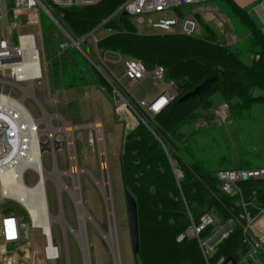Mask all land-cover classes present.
<instances>
[{
	"label": "rangeland",
	"instance_id": "rangeland-1",
	"mask_svg": "<svg viewBox=\"0 0 264 264\" xmlns=\"http://www.w3.org/2000/svg\"><path fill=\"white\" fill-rule=\"evenodd\" d=\"M15 1L0 0V42L8 41L10 47H16L19 35L33 33L35 40L31 37L39 53L41 77L30 84L27 88L29 90L22 94L21 87L25 89L26 85L20 83L17 85L21 87L13 85L9 69H0V90L11 92L14 96L24 95L23 104L33 118L38 120L44 112L47 114V122L45 119L40 120L37 125L41 131L38 140L39 154L41 155L42 151V155L39 162L46 172L55 167L58 170L55 173L58 172L60 175L53 174L52 177H47L44 183L48 211L53 217L50 223V237L57 249L56 259L53 261L46 259L44 252L46 240L39 227L28 229V239L33 247L25 244L20 245L22 249L18 247L8 251L16 255L18 264H115L114 251L106 239L113 228L119 264H134L124 197V190L125 188L128 190V187L124 181L121 156L127 134L138 125H143L151 131L155 117H148L134 108L125 109L121 106L112 81L106 74L107 69H110L123 84H128L124 77L123 65L126 56L115 52L102 54L99 51L98 54L106 66L102 63L100 65L96 60L97 48L92 38L94 29L83 36L72 37L62 26L65 32L59 29L40 5L35 4L37 11L26 8H19L17 11ZM38 1L47 8L44 0ZM57 1L58 3H54L61 6L71 3L88 4L85 0ZM27 2L29 0H25V3ZM41 13L46 15V20ZM185 15L191 16L196 23L194 35L206 36L207 32L200 26V23L205 22L213 26L216 34L220 36V43L225 46L234 45L240 40L235 34L236 30L228 14L216 0L187 5L163 13L154 12L149 16L153 20L160 17H177L180 20ZM132 22L140 28V32H156L144 29L145 24H137L133 18ZM175 28L178 30V25ZM104 33L105 30H98L94 38ZM22 37L24 36L20 38ZM72 41L78 44L75 45ZM97 77L104 79L110 90L104 88ZM163 88L161 84L145 78L135 84L131 92L136 99L152 101ZM209 98L212 101L211 106L201 113L198 109L194 110L193 113L198 114L197 120L183 129L186 134L191 135L195 158L214 174L218 170H231L230 168H235L240 162H246L250 167L264 168V102L252 103L240 112V118L232 119L229 117L226 102L215 95ZM204 115L209 119L204 118ZM94 122L99 124L104 151L100 149L99 135L92 127ZM67 125L70 128L69 135L59 129ZM155 137L158 139L157 135ZM159 142L178 182L182 179L183 172L176 160L169 157L160 140ZM70 148L74 155L70 153ZM101 153L104 159L101 158ZM72 157L75 160L71 159ZM15 163L18 165L20 162L17 160ZM13 164L14 162L11 166ZM72 168L74 171L69 175L67 172ZM23 177L26 185H31L37 180V174L32 170L26 171ZM57 177L60 185L58 180H55ZM103 177L105 190L101 189L97 182ZM73 189H76L75 192H72ZM184 205L186 206L185 203ZM1 206L20 222L29 224L30 218L21 203L7 200ZM80 207L85 212L82 221L79 220L77 211ZM203 215L209 216L214 225L212 234L205 241L209 252L212 253L214 244L223 234L226 236L229 233L233 222L222 221L213 211ZM243 221L245 223V220ZM259 258L264 261L262 256ZM241 264L261 262L251 259L249 262L242 261Z\"/></svg>",
	"mask_w": 264,
	"mask_h": 264
},
{
	"label": "trees",
	"instance_id": "trees-1",
	"mask_svg": "<svg viewBox=\"0 0 264 264\" xmlns=\"http://www.w3.org/2000/svg\"><path fill=\"white\" fill-rule=\"evenodd\" d=\"M124 1L97 0L84 5L61 6L44 0L51 15L72 37L83 36L93 29L95 36L98 30H105L103 35L96 37L98 52H115L135 58L149 68L163 66L164 80L171 82L177 92V97L153 116V130L138 125L127 134L121 156L124 181L136 202L137 264H206L196 238L177 240V237L191 224L200 225L203 214L211 211L222 221L233 222V226L214 244L208 264H216L220 258H231L235 264H241L249 245L243 241L241 227L244 221L239 215L246 209L251 217H255L259 210H264V178L240 182L241 196L225 193L219 187L217 172L214 174L195 158L191 135L183 129L197 120L198 114H194V110L201 113L211 106L209 97L212 95L228 104L232 119L240 118V112L252 103L264 102V33L261 25L232 0H216L240 37L234 45L220 43V36L213 26L205 22L200 26L207 32L206 36L143 33L132 22V16L118 10ZM41 16L46 20V15L41 13ZM211 75L216 78L207 90L178 102L179 97ZM97 80L110 90L104 79L97 77ZM154 133L183 172L178 182ZM249 168L256 167L240 162L233 169ZM242 200L245 206H242ZM212 222L200 230L201 240L212 234ZM260 256L264 260V254ZM250 260L247 258L248 262Z\"/></svg>",
	"mask_w": 264,
	"mask_h": 264
},
{
	"label": "built area",
	"instance_id": "built-area-1",
	"mask_svg": "<svg viewBox=\"0 0 264 264\" xmlns=\"http://www.w3.org/2000/svg\"><path fill=\"white\" fill-rule=\"evenodd\" d=\"M208 1L211 0H125L123 4L118 8V10H122L132 16L137 24H145L144 29H152L161 34L179 33L190 36L193 35L196 31V23L191 18V16L185 15L180 20L177 17H160L157 20H153L149 15L154 12L163 13L178 7L204 3ZM35 4L39 5L38 0H29V2L27 3H25V0L15 1V7L16 9H18L17 11H19V8H26L28 10L31 9L33 11H37V6ZM249 15L256 18L261 26H264V0H258L254 5H252L249 11ZM176 25H178V30H176L175 28ZM21 36H32L35 40L34 34L30 33L19 35L18 45L16 47H10L8 45V41L0 42V50L2 48L5 49V51H3L5 57H0V66L1 64L9 65V67L7 66L4 69H9V76L12 80V70L16 64H19V62L22 60V57L18 56L17 52L13 53V56L11 54L8 55L7 46L12 49H17L18 46H20L19 41ZM92 38L93 42L96 43L97 39L94 38V36H92ZM95 55L96 60L100 62V65L102 63L103 66H106L97 50ZM85 56L87 55L85 54ZM91 63L95 66V63L93 61H91ZM123 65L124 77L128 80V84H123L119 78L114 76L110 69H107L108 74L106 75L109 80L112 81L113 87L116 90L117 95L119 96V102L125 109H127V107H129L130 109L134 108L137 111L146 114L148 117H153L155 114L162 111L171 101H173L177 97V92L174 89L172 83L166 82L164 80L165 71L163 66L154 65L153 67L149 68L140 60L131 57H125L123 60ZM103 75L106 78L105 74ZM40 76L41 74L39 75V77L33 78L30 84L38 80ZM145 78L152 80L156 84H161L164 87L163 90L152 101L136 99L135 97H133L131 92V88ZM18 83L26 85L23 82H16L14 80L12 82L13 85L20 87L19 85H17ZM0 94L6 97V99L2 98L4 102H0V264H18L16 255L12 254V252L8 251V249L18 247L19 249H22L20 245L25 244L33 247L28 239V229L30 227L36 228L37 226H34L33 223H31V225H29L30 223L25 225L24 223L20 222L17 217L8 214V212H6L7 210L1 206L3 202L7 200H14L9 196V189L5 187H13L17 183L16 182L12 184L7 182V179H3L4 176L2 167H4V171H6V168L17 158V154L23 153L22 149L24 148V146H26L24 144L26 142V137H29V133L31 132H29L27 122L25 118L22 119L23 117L20 112L6 105V102L8 100L13 101L14 99L22 98L23 101V91L19 96H14L11 92H4V90H0ZM36 148L39 149V145H37ZM28 170L32 169L27 168L23 171V173L20 175V182L22 180L25 183L23 175ZM217 178L219 180V187L225 193L229 195L238 194L241 196L239 183L248 180L264 178V168L257 167L243 170H222L217 172ZM17 180L19 182V178ZM4 181H6V185L4 184ZM242 206H245L243 200ZM239 218L245 220V223L241 227L242 237L243 241L249 245V250L247 251L246 256L242 258L241 262H245L247 261V258H249L255 259V261H260L261 264H264V262L261 261V258H259L261 254H264V210H259L255 217H251L249 212L245 209L243 213L239 215ZM211 222L212 219L209 216L205 215L201 218L200 225L191 224L183 234H180L177 237V240H181L183 237L196 238L202 248L206 264H208L207 260L208 255L210 254L209 248L206 245V239L201 240L198 234L204 225ZM40 229L46 240V247L44 248L45 257L48 261H53L57 257V249L55 246H53L52 242L51 244L53 246V254L52 258H50V255L48 254L46 249L48 237L44 233L42 228ZM223 236H225V234H223L221 238ZM256 254L258 256H256ZM216 264L232 263L230 262V260L226 261V259L220 258L218 259Z\"/></svg>",
	"mask_w": 264,
	"mask_h": 264
},
{
	"label": "bare ground",
	"instance_id": "bare-ground-1",
	"mask_svg": "<svg viewBox=\"0 0 264 264\" xmlns=\"http://www.w3.org/2000/svg\"><path fill=\"white\" fill-rule=\"evenodd\" d=\"M19 42H20V47L18 46L17 49H12L7 46V53L8 55L11 54L13 56V53L17 52L18 56L22 57V60L19 62V64L15 65L12 71H13L14 81L23 82L26 84L25 89L24 87L20 86L21 90L25 92L29 90L27 88L28 86H30L31 80L35 77H39V75L41 74V66H40V61H39V53H38L36 46L33 44L32 37L24 36L20 38ZM3 51H5V49L2 48L0 52H3ZM0 57H5L4 52L0 53ZM7 66L9 67V65L1 64L0 68L4 69ZM27 82H29V84ZM2 98L6 99L5 96L0 94V102H4ZM6 105L20 112V114L23 117L22 119L25 118L27 125H28V130L31 133H29V137L28 136L26 137V142L24 143L26 146H24V148L22 149L23 153L17 154V158L15 159L14 164L12 166L10 164L6 168V171H4V167H2V172L4 176L3 179L4 178L7 179V182L12 183V184L17 182L15 186L13 187L6 186L5 188L9 189V196L15 201H17L18 203H21L23 207L27 210L28 216H30L29 217L30 225L31 223H33L34 226L42 228L44 233L47 235L48 243H47L46 249H47L48 254L50 255V258H52L53 246L50 242L51 241L50 223L53 220V217L50 216L49 211H48V202L46 198L44 183L47 177H52L51 175L53 174L60 175V173L58 172L55 173V171H58L55 167L50 172H46L42 168L41 163L39 162L40 161L39 160L40 148L39 149L36 148L37 145H39V140H38L39 132H41L38 129L37 125L40 120L45 119L47 122L48 116L44 112L43 116L40 119L37 120L33 118L30 112L28 111V109L24 106L22 98L14 99L13 101L8 100L6 102ZM92 127L96 130L100 138L101 133L99 129V124L94 122L92 124ZM59 129L63 131L64 133H66L67 135H69L70 128L68 127V125L66 127L62 126ZM99 147L102 151H104L101 138L99 139ZM71 150H70V153L74 155L73 150L72 151ZM101 158L104 159V155L102 153H101ZM71 159H74V158L72 157ZM17 160H19L20 162L18 165L17 163H15ZM27 168H31L37 174V180L31 185L24 184L22 180L20 182V175ZM73 171H74V168L70 169L67 173L69 175H72ZM18 178H19V182L17 180ZM55 180L56 181L58 180L59 182L58 177L55 178ZM97 182L100 188L105 190L104 189L105 177H103L100 181H97ZM4 184L6 185V181H4ZM59 185H60V182H59ZM74 187L75 186H73V188ZM75 190L76 189H73L72 192L73 191L75 192ZM106 202L109 207L108 199H106ZM76 204H78V207L80 206L78 202ZM77 211H78V215L80 216L79 220L82 221L85 215V212L81 207L77 209ZM56 220H59V218H56ZM112 231H113V228H111V232L109 235H107L106 239L114 251L115 264H119L118 255H117V252L115 251L116 241L113 235L114 232Z\"/></svg>",
	"mask_w": 264,
	"mask_h": 264
},
{
	"label": "water",
	"instance_id": "water-1",
	"mask_svg": "<svg viewBox=\"0 0 264 264\" xmlns=\"http://www.w3.org/2000/svg\"><path fill=\"white\" fill-rule=\"evenodd\" d=\"M38 3L40 5L41 9L43 10V12L47 16H49V18L52 19V21L58 26L59 29L64 31L63 28L61 27V25L51 15L49 10L40 1H38ZM73 44L77 45L78 43L73 42ZM215 78H216L215 75H211V76L207 77L206 79H204V81L202 83H200L199 85L194 87L191 91H189V92L185 93L184 95H182L181 97H179L178 102H182V101L188 99L189 97H193V96L198 95V94L202 93L203 91L207 90L210 83ZM124 192H125L124 197L126 200L125 205H126L127 220H128L130 238H131L132 258H133V263L137 264L136 254H137L138 249H139V239H138V227H137L136 202H135L134 198L131 196V194L126 189L124 190ZM50 242L52 243V238H51ZM229 260L232 264H235V261L233 259H231V258L226 259V261H229Z\"/></svg>",
	"mask_w": 264,
	"mask_h": 264
},
{
	"label": "crops",
	"instance_id": "crops-1",
	"mask_svg": "<svg viewBox=\"0 0 264 264\" xmlns=\"http://www.w3.org/2000/svg\"><path fill=\"white\" fill-rule=\"evenodd\" d=\"M54 2L58 3L57 0H53ZM258 0H232V2L237 5L240 9L245 10L247 13H249L252 5H254ZM86 3L94 2V0H85ZM139 30V28H138ZM261 30L264 33V26H261ZM114 54V53H110ZM117 55V54H115Z\"/></svg>",
	"mask_w": 264,
	"mask_h": 264
}]
</instances>
